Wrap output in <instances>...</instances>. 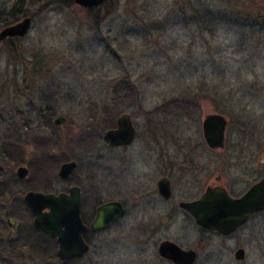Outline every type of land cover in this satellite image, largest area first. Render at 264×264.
<instances>
[{"label":"rangeland","instance_id":"374dc122","mask_svg":"<svg viewBox=\"0 0 264 264\" xmlns=\"http://www.w3.org/2000/svg\"><path fill=\"white\" fill-rule=\"evenodd\" d=\"M105 5L85 9L74 0H0V31L24 15L32 19L25 37L0 42V178L8 181V218L17 228L22 222L32 230L25 189L56 187L67 162H77L74 175L88 182V190L108 174V185L100 190L109 194L102 201L119 199L113 175L121 163L115 152L108 154L104 133L107 118L115 121L122 113H129L137 128L127 149L130 175H149L148 149L159 148L179 164L184 157L201 160L205 185L218 174L235 193L264 176V30L250 29L258 18L264 23V0ZM192 9L203 17L211 13L217 22L194 18ZM240 19L247 20L245 27ZM120 82L128 89L118 88ZM119 100L121 108H114ZM210 115L226 121L219 154L203 139L202 121ZM59 116L64 121L55 125ZM6 143L8 156L1 150ZM20 167L28 170L25 182L16 179ZM122 200L129 204L132 197ZM5 218L0 211L4 227ZM148 233L130 214L95 238L93 253L103 258L94 264H137V240ZM8 234L11 241L19 239L16 231ZM204 238V264H264V212L232 239ZM238 248L246 253L242 263L233 258ZM21 254L7 255L3 264H32L26 261L29 248Z\"/></svg>","mask_w":264,"mask_h":264},{"label":"flooded vegetation","instance_id":"af4514ba","mask_svg":"<svg viewBox=\"0 0 264 264\" xmlns=\"http://www.w3.org/2000/svg\"><path fill=\"white\" fill-rule=\"evenodd\" d=\"M116 97L119 99L120 96ZM122 102L124 101H116L117 104L113 107L119 108V103ZM105 110L106 113L109 114V106H107ZM124 114L130 117V121L134 128V137L129 144L112 145L105 138V133L110 130H115L117 128L118 118ZM107 120L109 125H111V127L106 128L104 133L107 151L109 150L108 154L115 152L116 156H118V164L121 163L119 172L113 175L117 181L119 199L102 201L104 194H109V189L106 191L100 190V187L104 188L105 185H108V174L105 175L104 180H101L100 185L97 187L93 186L90 182L91 187L90 190H88V182L82 184L79 179H77L78 177L74 175L78 167L77 162H75L76 167L67 178H61L57 175L59 180H57L56 187L55 184L52 183L38 190L35 188L25 189L23 205L26 214L31 219L29 223L31 224L32 230L29 229L30 226L28 228L25 226H19V228H17L16 222L5 216L8 213V181L0 178V211H3L4 217H6L5 227L3 223L0 222V259L7 255L14 256L12 259L18 258L19 255V257H21L22 249L29 248L31 255L26 261L32 264H94L95 259L99 258L98 260H100L103 258L93 253L96 243L95 238L132 214L134 222H137L139 227L149 232L142 240H137L138 244L135 254L137 257V264H204L201 262V257L205 249V242L208 241V239L206 240L204 238L205 235L232 239L238 231L250 224L253 217L264 212L261 211L251 215L241 227L228 235H221L213 230L202 227L196 223L195 219L183 205L198 201L208 189L216 188L225 189L231 198L238 199L254 184H251L244 192L235 193L230 190L229 186H226L222 178L217 174L214 183L205 185V169L201 160L197 159V161H195L184 157V160L179 164L172 158L168 159V157L162 153L164 150L159 148L152 150L148 149L151 159L148 157L147 162L149 163H147L148 165L146 166L144 165V172L148 170L149 175H130L128 173L129 160H127L130 154H128L127 149L133 145L137 134L135 122L129 113L120 114L115 121L110 117L107 118ZM204 143L206 147L215 154H219L222 151L221 149H223V147L212 149L208 147L205 140ZM157 151L158 153L155 154ZM153 153L156 155V158H153ZM218 171H220V169H217V172ZM111 172L113 173V169ZM195 175L196 179L194 181L189 179V177ZM263 177L264 176H262L261 179ZM16 179L25 182L26 177L19 179L16 176ZM72 189H76L75 194L79 197V214L85 227L81 237L86 246V250L82 255H72L62 259L58 255L60 248L58 238L44 234L42 231L34 228V216L27 203L24 201V197L27 193L33 192L43 195H64L68 197V199H72L70 194V190ZM127 194L132 197V202L129 204L122 200V197L125 198ZM72 201L68 200V203ZM108 203H119L122 207L123 214L121 217L110 222L105 229L92 230L91 224L96 218L97 210ZM42 213L47 214L49 210L44 209ZM9 221H12L13 224ZM8 230L16 231L19 235V239L13 238L11 241ZM28 233H30L29 236H27ZM31 235L35 237L30 239ZM249 238V240H251L252 234L249 235ZM19 240L22 244L18 246ZM38 241H44L47 245L41 246L37 244ZM239 250L243 251V257L241 260H236L235 254ZM233 258L235 262L242 263L246 258L245 250L243 248L234 250ZM8 261L11 262V258Z\"/></svg>","mask_w":264,"mask_h":264},{"label":"water","instance_id":"95a60500","mask_svg":"<svg viewBox=\"0 0 264 264\" xmlns=\"http://www.w3.org/2000/svg\"><path fill=\"white\" fill-rule=\"evenodd\" d=\"M105 1L74 0V3L81 8L93 9L103 5ZM31 20L30 17H25L2 29L0 42L8 38L25 37L30 29ZM63 121L64 118L59 116L54 124L59 125ZM225 130L226 121L221 115L207 116L202 123L204 140L212 149L223 147ZM133 137L134 128L130 117L126 114L118 118L115 130L105 133V138L112 145L129 144ZM75 167L76 164L72 161L62 164L58 172L59 177L67 178ZM27 173L28 170L25 167H20L16 176L23 179ZM75 192L76 189L70 190L72 199L64 195H43L33 192L27 193L24 197L34 216V228L58 238L60 245L58 255L62 259L72 255H82L86 250L81 237L85 227L79 214V197ZM68 200L74 201L68 203ZM183 207L188 210L197 224L218 234L228 235L241 227L251 215L264 211V177L238 199L231 198L225 189H208L198 201L185 204ZM44 209H48L49 213L43 214ZM122 214L123 210L119 203H108L97 210L91 229L94 231L105 229L110 222L121 217ZM242 257L243 251H237L236 260H241Z\"/></svg>","mask_w":264,"mask_h":264},{"label":"trees","instance_id":"16d2710c","mask_svg":"<svg viewBox=\"0 0 264 264\" xmlns=\"http://www.w3.org/2000/svg\"><path fill=\"white\" fill-rule=\"evenodd\" d=\"M109 0H106L105 2H104V4L103 5H101V6H104L107 2H108ZM101 6H99L98 8H100ZM106 6V5H105ZM93 9H96V8H93ZM193 10V9H192ZM25 17H27L28 15H24ZM193 17L194 18H207V19H209V20H211L212 18H214V19H212L213 21H214V24L217 22L216 21V16L215 17H212V14L211 13H207V14H205V17H203V16H199V13L197 12V11H195V10H193ZM220 17H222V18H225V17H223L222 15L220 16ZM219 17V18H220ZM209 20H207L206 22H208ZM260 20H261V18H258L256 21H254V22H252V28H250L251 29V31H255V32H261V31H263L264 30V23L262 22V23H260ZM247 20L246 19H240V22H242V25H244V27L246 26V22ZM260 23V25H257V24H259ZM202 24V21H200L199 20V25H201ZM5 25V27H7L9 24H4ZM258 27V28H257ZM19 38H10V40L9 41H17ZM7 41H8V39H7ZM117 87L118 88H121L122 87V89H125V90H127L128 89V84L127 83H125V82H120V83H118V85H117ZM125 90H122V91H125ZM126 94V93H125ZM108 127H111V125H108L107 126V128ZM8 144L6 143V145H4L2 148H1V150L4 152V155H6V156H8ZM8 213L6 214V217H8ZM20 226L22 227H24V223H22V222H20ZM32 233H33V231H32ZM30 235V233H28L27 234V236H29ZM12 257H14V256H12ZM0 264H3V259H0ZM12 261V260H11ZM8 262H10V261H8Z\"/></svg>","mask_w":264,"mask_h":264}]
</instances>
